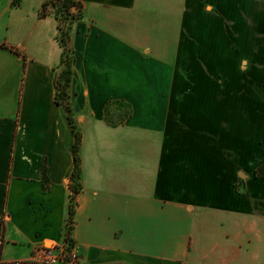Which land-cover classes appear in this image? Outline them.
<instances>
[{
  "label": "crops",
  "instance_id": "obj_1",
  "mask_svg": "<svg viewBox=\"0 0 264 264\" xmlns=\"http://www.w3.org/2000/svg\"><path fill=\"white\" fill-rule=\"evenodd\" d=\"M48 1L0 0V263L31 264L69 219ZM74 1L78 264H264V0Z\"/></svg>",
  "mask_w": 264,
  "mask_h": 264
},
{
  "label": "trees",
  "instance_id": "obj_2",
  "mask_svg": "<svg viewBox=\"0 0 264 264\" xmlns=\"http://www.w3.org/2000/svg\"><path fill=\"white\" fill-rule=\"evenodd\" d=\"M52 7V14L58 20V41L62 49L61 64L64 66L57 84L55 93V102L63 105L68 113L69 122L75 135L74 142V168L68 182L69 198V219L68 222L73 224L75 197L81 191V161L80 147L82 143V133L77 128L73 118L72 109L69 104V85L72 79L73 65L75 62L74 51L70 47V33L73 23L81 18L80 5L74 0H49L43 5L41 16L48 15L47 8ZM256 176L264 180V164L255 171ZM73 227V226H72ZM72 227H66V241L73 244L71 239ZM70 236V237H69ZM2 248V238L0 237V251ZM10 264V263H0Z\"/></svg>",
  "mask_w": 264,
  "mask_h": 264
},
{
  "label": "built area",
  "instance_id": "obj_3",
  "mask_svg": "<svg viewBox=\"0 0 264 264\" xmlns=\"http://www.w3.org/2000/svg\"><path fill=\"white\" fill-rule=\"evenodd\" d=\"M67 227L73 224L67 222ZM70 237V236H69ZM67 236L60 243H53L47 246L40 244L34 246L31 255V264H78V255L75 252L74 244L66 241Z\"/></svg>",
  "mask_w": 264,
  "mask_h": 264
},
{
  "label": "rangeland",
  "instance_id": "obj_4",
  "mask_svg": "<svg viewBox=\"0 0 264 264\" xmlns=\"http://www.w3.org/2000/svg\"><path fill=\"white\" fill-rule=\"evenodd\" d=\"M47 14H52V7L51 6H49L48 8H47ZM183 80V79H182ZM189 79H185L184 81H183V85H187L186 87H188V85L189 84H191V83H189V82H187ZM195 80V79H194ZM194 80H193V82H194ZM196 81L198 82L197 84L198 85H203V87L201 86L200 87V91L199 92H197V93H190V94H184V96H185V98H186V100H190V101H202V102H204L205 100H206V94H205V89H204V87H205V81H206V79L205 78H198V79H196ZM116 106H118V107H120V105H116ZM126 109H124V111H125ZM122 115V114H121ZM121 115H119V117L121 116ZM118 116H116V118H117ZM237 186H241L240 184L238 185V184H236ZM240 188V187H239ZM47 246H49L50 245V243H47L46 244Z\"/></svg>",
  "mask_w": 264,
  "mask_h": 264
}]
</instances>
